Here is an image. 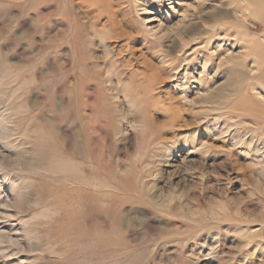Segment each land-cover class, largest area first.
Masks as SVG:
<instances>
[{
    "label": "rangeland",
    "instance_id": "1",
    "mask_svg": "<svg viewBox=\"0 0 264 264\" xmlns=\"http://www.w3.org/2000/svg\"><path fill=\"white\" fill-rule=\"evenodd\" d=\"M237 5L0 0V264H264V25Z\"/></svg>",
    "mask_w": 264,
    "mask_h": 264
},
{
    "label": "bare ground",
    "instance_id": "2",
    "mask_svg": "<svg viewBox=\"0 0 264 264\" xmlns=\"http://www.w3.org/2000/svg\"><path fill=\"white\" fill-rule=\"evenodd\" d=\"M239 1V0H238ZM243 2H244V6H239V5H237L238 7H236L237 8V10H238V12H240L241 14L240 15H242V16H244L245 18L246 17H249V16H251L252 14H254L253 12H255V11H258L259 12V14H260V19H258V25H256V26H254V27H259V26H261V24H263L264 25V0H242ZM247 11V13H248V11H249V14L248 15H246V12ZM257 13V12H256ZM255 15V14H254ZM257 15V14H256ZM256 17V16H255ZM248 19V18H247ZM241 20H243L242 19V17H241ZM234 23H237V20H236V22H234ZM240 24V23H239ZM232 25V24H231ZM238 25V24H237ZM244 26V27H243ZM240 29H244V30H248L247 29V27L245 26V25H241V28ZM242 35V34H241ZM251 36H252V34H251ZM251 36H250V39H252L251 38ZM249 37V36H248ZM237 40V39H236ZM254 40V39H253ZM255 40H256V38H255ZM252 41V40H251ZM251 41H250V43H251ZM255 43V42H254ZM244 44H246V43H244ZM257 44H259V43H257ZM256 44V45H257ZM243 45V44H242ZM258 46V45H257ZM259 46H260V44H259ZM243 47V46H242ZM241 47V48H242ZM261 47V46H260ZM260 50V49H259ZM252 52L253 53H249V56H256L257 58H259L258 56L260 55V57L262 56V57H264L263 56V54H264V49L263 50H260V52L255 48H253V50H252ZM254 61H256V59L254 58L253 59ZM259 60H261V59H259ZM257 62V61H256ZM258 63V62H257ZM263 66V65H262ZM206 68V67H205ZM251 72V71H250ZM249 99V98H248ZM234 105V104H233ZM244 105V104H243ZM228 106V105H227ZM239 107V106H238ZM246 112L245 113H243V115H250V112H252L251 110H245ZM242 115V114H241ZM252 116H256V115H252ZM249 118V117H248ZM247 119V118H246ZM250 119H251V117H250ZM120 183H123V182H120ZM125 184V183H124ZM126 185H128L127 184V182H126ZM123 186V185H122ZM125 186V185H124Z\"/></svg>",
    "mask_w": 264,
    "mask_h": 264
}]
</instances>
